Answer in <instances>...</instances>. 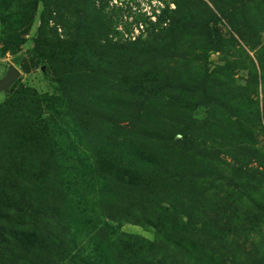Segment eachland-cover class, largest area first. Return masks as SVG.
I'll return each mask as SVG.
<instances>
[{
	"label": "rangeland",
	"instance_id": "374dc122",
	"mask_svg": "<svg viewBox=\"0 0 264 264\" xmlns=\"http://www.w3.org/2000/svg\"><path fill=\"white\" fill-rule=\"evenodd\" d=\"M10 66L0 264H264V0H0Z\"/></svg>",
	"mask_w": 264,
	"mask_h": 264
},
{
	"label": "water",
	"instance_id": "95a60500",
	"mask_svg": "<svg viewBox=\"0 0 264 264\" xmlns=\"http://www.w3.org/2000/svg\"><path fill=\"white\" fill-rule=\"evenodd\" d=\"M18 77V70L13 66H10L6 75L0 79V92H8L9 87L18 79Z\"/></svg>",
	"mask_w": 264,
	"mask_h": 264
},
{
	"label": "trees",
	"instance_id": "16d2710c",
	"mask_svg": "<svg viewBox=\"0 0 264 264\" xmlns=\"http://www.w3.org/2000/svg\"><path fill=\"white\" fill-rule=\"evenodd\" d=\"M30 93L31 92L29 91V92H23V93L17 95L14 98L13 102L10 104V106L17 107V108L19 107V108L23 109V111L28 115L30 113V110H28L26 108V106L23 104V101L25 100L26 95L30 94ZM32 94L34 95L33 92H32Z\"/></svg>",
	"mask_w": 264,
	"mask_h": 264
}]
</instances>
